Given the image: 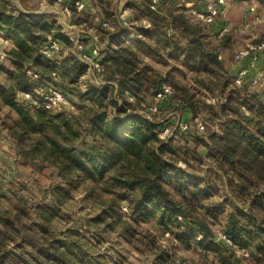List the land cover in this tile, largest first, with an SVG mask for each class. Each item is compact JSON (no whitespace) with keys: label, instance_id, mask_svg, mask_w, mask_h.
Masks as SVG:
<instances>
[{"label":"trees","instance_id":"obj_1","mask_svg":"<svg viewBox=\"0 0 264 264\" xmlns=\"http://www.w3.org/2000/svg\"><path fill=\"white\" fill-rule=\"evenodd\" d=\"M20 1L23 7L18 6V0H0V36L10 40L8 56L0 60L10 65L0 63V71L11 81V87L0 83V99L18 115L14 124H9L11 137L19 145L26 136L37 135L34 147L40 144L43 156L57 164L61 182L47 189L45 203L25 207V214L31 217L27 223L19 214L10 216L0 209V264H33L32 260L36 264H71L76 258L85 261L86 251L77 250L73 240L60 238L50 222L66 198L86 181L115 195L108 204L111 209L128 199L133 217L154 219L165 233L198 252L205 261L212 256L211 263L244 264L236 245L248 250L255 263L264 264V90L250 89L247 84L237 86L232 67L225 63L227 58H219L231 45V35L213 45L208 27L212 25L196 20L185 4L164 0L159 12L151 9L147 0H126L136 18L145 22L130 27L118 19L115 0H97L106 17L96 23L100 29L97 32L105 31L99 35L103 43L100 78L104 83L89 82L81 88L79 83L88 67L73 51H62L54 58L41 53L49 34L68 49L73 46L70 36L53 15L35 13L25 0ZM257 1L264 7V0ZM71 2L66 3L74 22L88 20V8L78 11ZM103 21L109 25L105 27ZM164 51L181 58L180 63L188 69L181 72H192L196 84L222 101L203 102L198 91H190L171 71L163 78L140 56L146 52L161 57ZM28 68L39 77L28 75ZM165 81L171 83L174 94L159 103L160 109L163 103L166 106L177 101V106L190 108L194 116L198 108L210 116L213 124L206 122L204 131L176 130L187 141L205 148L204 155L194 154L200 162L209 160L207 174L178 165L180 159L190 163L180 155L179 148L160 136L165 123L140 111ZM49 86L62 90L72 101L76 98L75 104L86 110L88 115L80 128L64 110L33 107L21 98L24 91L37 94V90ZM182 152L189 153L185 149ZM216 192L227 196L230 209L224 210L220 225L232 244L218 235L210 221L223 211V204L205 203ZM26 244L30 249L24 251Z\"/></svg>","mask_w":264,"mask_h":264},{"label":"rangeland","instance_id":"obj_2","mask_svg":"<svg viewBox=\"0 0 264 264\" xmlns=\"http://www.w3.org/2000/svg\"><path fill=\"white\" fill-rule=\"evenodd\" d=\"M68 1L25 0V3L36 13L40 12V14L44 15H53L56 19L61 16L62 23L75 24L82 31L80 33L81 36L95 34L101 36L105 32L98 31V33L96 31L98 29L97 21L105 17V15L102 16L100 12L91 10L92 4L89 2L94 0H89V4L87 0L85 1L90 16L82 24H76L74 22L70 8L71 15L67 14L66 6L68 4L66 2ZM252 2L257 5L255 14L248 11V5ZM17 3L18 6L23 7L21 2ZM121 7L123 6L120 4L116 11L118 12ZM51 8L53 11H51ZM131 13L135 21L126 19L125 22L127 25L130 27L145 25L144 19H137L134 12L132 11ZM131 13L128 10V14L126 15L131 16ZM125 17L123 15L120 19ZM246 19L252 23L248 28H244L243 26ZM120 21L125 25L124 20ZM217 21H231L235 23V28L228 34L233 38L230 43L231 45L224 48L220 53L221 60L227 58L225 63L226 65L230 64L232 68L238 65L235 62L236 60L234 61L235 51L248 43L264 39V7L256 0H229L226 12ZM131 22H133L132 25ZM208 27L212 32V26ZM67 33L69 35L77 34L73 30ZM178 39L182 44L184 43L179 37ZM210 39L213 45H216L220 41V37L215 34H212ZM84 42L87 47L91 46V41L88 38ZM71 51L74 53L73 46L69 47V49L66 45L64 46L63 52L65 54H70ZM140 56L145 63L153 66L163 78L171 71L176 79L182 82V85L190 88V91H198L203 98V102L210 103L208 102L209 96L220 97L196 84L193 81L192 72H181V70H188L186 66L180 63L179 59L181 58L170 56L166 53L162 54L161 57H153L146 52H142ZM0 63L10 65L8 61ZM262 63V67H264V62ZM95 80L96 78L93 75L89 76L86 73L83 75L79 87L85 88L86 84L95 82ZM0 83L5 85V87H11V81L3 71H0ZM167 83L171 84L170 82ZM75 102H77L76 98L71 101V104L63 112L78 129L82 125L81 121L87 118L86 115L88 113L85 109L78 107ZM153 102L154 98L152 99L151 96L148 97L146 101L148 104H145L140 111L152 119L159 121L161 124L165 123V126H169L172 131L175 129V123L180 115L184 117L190 116L192 118L199 117L205 124L206 122L213 124L209 120L210 116L208 112L201 111V108H198L196 112L198 115L194 116L190 108L177 106L175 104L177 101L173 102L172 105L169 104L166 106L163 103L162 108H159V111L153 114L148 109V105ZM16 118H18L16 111L12 110L0 99V143H2L0 144V209L7 211L10 216L19 214L22 221L27 223L31 217L25 214V207L45 203L46 198H44V194L47 189L53 185H57L61 180L59 178L58 166L53 162V159L43 156V152H41L43 149L40 144L34 147L35 137H38L37 135L31 134L26 136L20 141L19 145L11 137L9 124H14L13 121ZM192 131L197 132L195 129ZM82 134L84 133L82 132ZM161 137L179 148L180 155L187 158L190 163L189 166L180 159L177 162L178 165L190 167V169L194 167L200 170L202 175L207 174V170L211 165L209 160L204 159L203 162H200L197 156L198 154H194L198 152L200 153L199 155H204L206 152L205 148L202 146L198 147L195 143L187 141V138L181 133L176 132V130L172 135ZM58 139L63 142L62 138ZM184 149L189 151V153L182 152ZM99 187L101 186L91 181L84 182L78 189L73 191L71 197L66 198L63 205H61L59 214L54 216L50 222V226L55 231L57 230L56 233L59 234L58 236L60 238L73 240L77 244V250L83 249L86 251L85 256L83 255L86 262L76 258L74 262L72 260L70 261L71 264H93V262L96 264H177L179 262L182 264H219L210 262L213 260L212 256H210V260L205 261L204 257L198 252L186 248L172 234H166L154 222V219L142 221L136 216L133 217L130 214L131 206L128 199L121 200L115 210L111 209L108 204L115 195L101 191ZM216 193L212 200H206L205 203H209L211 206H220L223 204V211L217 213V216L210 218L213 228L220 235V233H223L220 221L223 220L222 217L226 214L225 211L230 209V206L227 204L228 200L226 195ZM37 219H40L38 215ZM62 230L64 232L71 231V234H61ZM73 230L74 232L72 233ZM27 249H30L28 244L23 247L24 251ZM166 255H168V258L165 257ZM243 262L244 264H257L250 256L244 258ZM32 263L36 264L34 260H32Z\"/></svg>","mask_w":264,"mask_h":264},{"label":"built area","instance_id":"obj_3","mask_svg":"<svg viewBox=\"0 0 264 264\" xmlns=\"http://www.w3.org/2000/svg\"><path fill=\"white\" fill-rule=\"evenodd\" d=\"M59 2L63 0H57ZM151 9L161 12L162 2L164 0H147ZM168 3H176L180 6L185 4L189 8V13L196 19L203 23L213 25L217 19L226 12L229 0H199V3L204 2L201 6L195 4L194 1L187 0H166ZM78 11H83L86 8L85 0H72ZM257 5L252 2L248 5V11L251 13H256ZM67 14L71 15L69 5L66 6ZM36 13V12H35ZM68 25V24H67ZM103 25L106 27L109 22L103 21ZM244 28L251 26L249 20H245L243 24ZM70 28H75L74 25H70ZM235 28V23L227 21L225 26L218 31V37L222 38L229 34L230 31ZM76 29V28H75ZM78 29V28H77ZM78 34H70V38L73 41V49L76 57L84 62L88 67L87 75H93L96 78L95 82L101 84L104 83L100 78L102 72L101 65V48L102 43L100 42L99 34L81 36V30L78 29ZM88 38L91 41V46L87 47L84 42ZM10 46V40L8 38L0 36V60H5L8 56V47ZM63 43L53 34H49L47 39L42 43L41 53L46 58L57 57L63 51ZM264 51V40L261 42L248 43L245 46L240 47L235 51L234 58L237 63L240 64L235 76L234 82L237 86H242L247 84L250 89L253 90H264V68H259L261 62V55ZM219 58L221 56L219 55ZM246 61V63H242ZM28 75L38 78L39 74L36 73L32 68L27 69ZM56 73L53 72V75ZM174 94V88L169 83H162L160 87L156 90L154 95V102L149 104V111L151 113H157L159 111V103L163 100L170 98ZM22 100H25L29 105L37 108H46L54 110H64L69 104H71L70 97L64 93L62 90L49 86L46 89L37 90V94L31 91H24L21 95ZM264 99V94H263ZM129 100H133L130 97ZM222 99L216 96H209L208 102L218 103ZM244 111H248L247 107L243 108ZM180 130L181 132H193L192 130L204 131L206 129V124L199 119V117H194L192 120H184L178 118L175 123V129L169 126H165L161 131L160 135L167 137L172 135L175 130ZM222 239L232 244V241L227 238L224 233L219 235ZM236 252L240 257L247 258L250 256V252L246 249H240L236 245Z\"/></svg>","mask_w":264,"mask_h":264},{"label":"crops","instance_id":"obj_4","mask_svg":"<svg viewBox=\"0 0 264 264\" xmlns=\"http://www.w3.org/2000/svg\"><path fill=\"white\" fill-rule=\"evenodd\" d=\"M86 1V0H85ZM257 1V0H256ZM18 2H21L20 0H18ZM89 2V0H87V3ZM89 3H91L92 5H91V10H94L95 12L96 11H98V12H100L101 13V15L102 16H104L103 15V12H102V8L100 7V4L98 3V1L97 0H94V1H92V2H89ZM88 3V4H89ZM117 3V4H116ZM43 4V3H42ZM115 6H116V10L119 8V6H120V4H121V6H123V7H121V9L117 12L118 13V19H120L121 18V16H126L125 18H122V19H120V20H124V21H126V19H129V17L130 16H128V15H126V14H128V10H130V13L132 12V9L131 8H128L127 6H126V0H115ZM260 5L262 6V4L260 3ZM88 7V6H87ZM52 9V8H51ZM50 9V10H51ZM51 11H53V9L51 10ZM37 13H40V12H37ZM131 16H132V13L130 14ZM62 18H61V16H60V18H58L57 19V22H58V24L59 25H61V30L64 32V33H66V34H68L69 35V33H67V32H69V31H71V30H73V32L74 33H77L78 34V27H76L75 26V24H70V25H74V27L76 28H70L69 27V24L67 25V23H62ZM133 24V22H131V25ZM225 24H226V21H224V22H218V21H216L213 25H212V32H213V34H217L218 33V31H220V29L222 28V27H224L225 26ZM252 24V23H251ZM129 26V25H128ZM78 28V29H77ZM261 61L262 62H264V51L262 52V55H261ZM262 62H260V64H259V68H261V69H263L264 67H262L263 66V63ZM242 63H246V61H244V62H242ZM238 67H240V64L238 63V65L236 66V67H234V68H232L233 69V72H234V74L236 73V71H237V69H238ZM246 112H248V111H246ZM0 144H2V143H0ZM167 234V233H166Z\"/></svg>","mask_w":264,"mask_h":264}]
</instances>
